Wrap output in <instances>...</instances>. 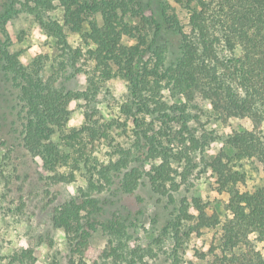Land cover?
Listing matches in <instances>:
<instances>
[{
	"label": "trees",
	"instance_id": "obj_1",
	"mask_svg": "<svg viewBox=\"0 0 264 264\" xmlns=\"http://www.w3.org/2000/svg\"><path fill=\"white\" fill-rule=\"evenodd\" d=\"M172 1L187 12V31L165 11L156 13L151 8L133 24L141 11L134 0H3L2 23L21 10L33 15L65 49L64 28L80 33L83 11L98 12L102 21L100 26L91 23L87 33H80L87 47L84 54L93 63L84 92L32 80L17 56L0 48V72L20 93L23 147L53 173V184L74 182L82 168L87 169L90 188H95V183L110 184L115 174L127 168L130 150L118 149L115 161L97 163L91 150L97 139H107L108 127L93 119L95 111L90 114L88 110L80 128L67 130L66 124L69 104L80 99L91 102L115 68L128 87L130 104L122 106L124 115L134 106L144 118L152 117V133L137 138L145 141L149 159H160L145 174L153 190L174 203L173 194L185 182L184 172L192 162L190 155L199 152L217 192L228 197L227 202L214 204L211 215L200 198L180 199L164 232L172 234L177 248L193 233H212L214 243L202 255L210 264H264V257L249 240L256 233V239L264 242V175L258 186L241 192L238 186L244 184L245 176L234 169L235 162L255 159L264 173V0ZM56 5L62 9V24L44 18ZM147 51L152 52L153 62L143 59ZM81 56L80 49L70 54L76 71ZM242 118L249 119L253 129L227 133L223 146L214 152L212 145L220 136L213 125ZM155 121L158 130L153 128ZM56 131L60 133L58 143L52 140ZM175 139L179 146L173 151L167 144ZM182 163L183 171L177 173L174 167ZM60 167L64 172H57ZM140 177L135 168L122 172L119 188L132 193ZM82 208L72 200L63 204L54 212V226L75 234L81 227ZM82 247L84 244H76L74 250L81 264ZM176 253L173 250L171 264H180Z\"/></svg>",
	"mask_w": 264,
	"mask_h": 264
},
{
	"label": "rangeland",
	"instance_id": "obj_2",
	"mask_svg": "<svg viewBox=\"0 0 264 264\" xmlns=\"http://www.w3.org/2000/svg\"><path fill=\"white\" fill-rule=\"evenodd\" d=\"M134 1L141 11L133 24L148 15L147 8H151L156 13L165 11L166 16L173 17L187 31V12L172 0ZM3 11V0H0V17ZM62 14V9L56 5L44 13V18L62 24ZM81 18V34L89 31L91 23L100 26L102 22L100 14L91 10L83 11ZM64 33L68 49L43 30L33 15L16 10L6 23L0 20V48L15 54L19 65L32 80L56 89L84 92L93 63L84 54L87 47L81 40V34L67 27ZM123 42L127 43V40ZM127 44L131 45L133 41ZM76 49L82 51L78 71L71 66L70 59V54ZM143 59L153 62L152 52H145ZM114 70L112 77L101 84L91 102L80 99L72 101L68 107L67 130L78 129L84 124L86 110L90 114L95 111L93 119L108 127L107 139H97L91 150L97 163L115 161L117 155L114 152L118 149L130 150L127 168L115 174L110 184L95 183V188L88 185L86 168L81 169L72 183H52L50 176L53 173L46 169L41 159L23 147L19 89L0 72V264H81L74 254L75 245L79 243L84 244L81 249L83 264H171L173 250L177 251L180 264H210L207 256L202 255L214 243L212 233H193L184 239L181 248H177L172 234L165 233L164 228L180 199L200 198L207 214L211 215L216 202H227L223 199L226 194L217 192L214 177L205 168L199 152L190 155L192 162L184 172L187 174L185 182L173 194L174 203L166 195L153 190L145 174L159 164L160 159H149L145 141L137 138L143 133H152V117L144 118L134 106L129 115H124L122 106L130 104L128 87ZM155 122L153 128L158 130L159 123ZM213 127L220 136L212 145L214 152L220 150L221 147L217 149L214 146L222 145L227 133L238 128L253 129L247 118L231 119ZM172 129L176 131L178 126L174 124ZM59 134L58 131L53 134L54 143L59 142ZM167 146L174 151L179 146L178 140ZM235 164L234 169L238 168L245 176L244 184L238 186L241 192L260 184L263 175L255 159ZM183 166L184 163L175 165L174 169L182 173ZM132 168L137 169L141 177L132 193H124L119 188L122 172ZM64 170L60 167L57 172ZM177 173L176 178L180 180ZM71 200L83 205L81 227L75 234L55 227L52 221L55 210ZM88 200L90 202L85 204ZM249 240L257 250L261 242L256 236ZM195 252L201 255L197 256ZM258 252L264 257V249Z\"/></svg>",
	"mask_w": 264,
	"mask_h": 264
},
{
	"label": "clouds",
	"instance_id": "obj_3",
	"mask_svg": "<svg viewBox=\"0 0 264 264\" xmlns=\"http://www.w3.org/2000/svg\"><path fill=\"white\" fill-rule=\"evenodd\" d=\"M33 51H35V49H33ZM101 107H103V106H101ZM208 107L210 108L211 105H209ZM222 146H223V145H221V144H217V145H215L214 147L218 149L219 147H222ZM262 175H264V173H262ZM212 195L215 196L216 193H212ZM223 199H224L225 201H227V199H228L227 195L223 196ZM255 236H256V233H252V234L250 235L249 239H254ZM197 243H199V241H197ZM261 249H264V242H261V243H259V244L257 245V251H260ZM204 250H205V251L207 250V246L205 247ZM189 255H191V253H189Z\"/></svg>",
	"mask_w": 264,
	"mask_h": 264
}]
</instances>
